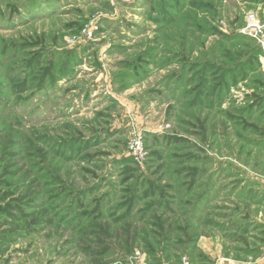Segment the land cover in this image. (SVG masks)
I'll return each mask as SVG.
<instances>
[{
  "label": "rangeland",
  "instance_id": "1",
  "mask_svg": "<svg viewBox=\"0 0 264 264\" xmlns=\"http://www.w3.org/2000/svg\"><path fill=\"white\" fill-rule=\"evenodd\" d=\"M254 10L0 0V264H264Z\"/></svg>",
  "mask_w": 264,
  "mask_h": 264
},
{
  "label": "built area",
  "instance_id": "2",
  "mask_svg": "<svg viewBox=\"0 0 264 264\" xmlns=\"http://www.w3.org/2000/svg\"><path fill=\"white\" fill-rule=\"evenodd\" d=\"M242 28L244 34L252 37L254 40L256 39L257 43H259L261 55L264 58V19L260 17V13L256 10L248 11L246 23ZM141 143L142 142L139 139H136L134 144L133 154L138 157L144 156V154H142L143 147Z\"/></svg>",
  "mask_w": 264,
  "mask_h": 264
},
{
  "label": "trees",
  "instance_id": "3",
  "mask_svg": "<svg viewBox=\"0 0 264 264\" xmlns=\"http://www.w3.org/2000/svg\"><path fill=\"white\" fill-rule=\"evenodd\" d=\"M239 35H241L242 37H248L247 35H244L243 33H239ZM249 38H251V39H253L252 37H249ZM258 50H259V53H261V48H260V46L258 47Z\"/></svg>",
  "mask_w": 264,
  "mask_h": 264
}]
</instances>
